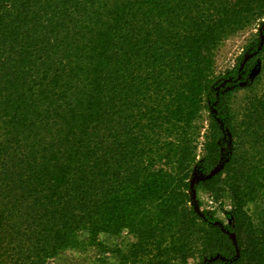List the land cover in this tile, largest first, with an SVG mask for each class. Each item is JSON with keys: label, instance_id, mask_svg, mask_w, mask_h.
Listing matches in <instances>:
<instances>
[{"label": "trees", "instance_id": "obj_1", "mask_svg": "<svg viewBox=\"0 0 264 264\" xmlns=\"http://www.w3.org/2000/svg\"><path fill=\"white\" fill-rule=\"evenodd\" d=\"M263 57L264 0H0V264H264ZM221 188L231 224L193 204Z\"/></svg>", "mask_w": 264, "mask_h": 264}, {"label": "rangeland", "instance_id": "obj_2", "mask_svg": "<svg viewBox=\"0 0 264 264\" xmlns=\"http://www.w3.org/2000/svg\"><path fill=\"white\" fill-rule=\"evenodd\" d=\"M256 33L255 28L248 27L237 34L230 36L220 46L218 50L216 71H224L232 67L247 41ZM260 65L255 66L249 78V83H254L252 87L240 90L233 100V110L237 119L242 118V112L251 99L264 95V57L260 60ZM221 192L210 193L208 190H196V199L201 211L209 210L222 221L217 220L215 224H231L228 212L231 210V199L225 188H221ZM252 201H250L246 210L253 218L254 223L264 228V189L257 193ZM96 252L90 250L85 254L74 251L61 252L55 259V264H98L95 259ZM188 264H199V260L195 254L190 257Z\"/></svg>", "mask_w": 264, "mask_h": 264}, {"label": "water", "instance_id": "obj_3", "mask_svg": "<svg viewBox=\"0 0 264 264\" xmlns=\"http://www.w3.org/2000/svg\"><path fill=\"white\" fill-rule=\"evenodd\" d=\"M250 57H251V54H249V55L247 54V55L245 56L244 60H243V64H242V65H244V64L248 61V59H249ZM200 177H201V175H200ZM192 182H194V180H193ZM192 200H193V204L195 205V209H196L197 211L200 212V208H199V206H198L197 199H196V191H195V190H194V192H193Z\"/></svg>", "mask_w": 264, "mask_h": 264}]
</instances>
